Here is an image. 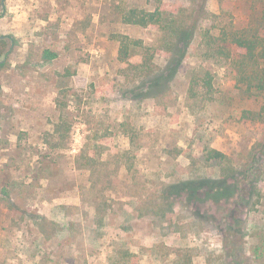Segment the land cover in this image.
I'll return each mask as SVG.
<instances>
[{"label":"rangeland","instance_id":"1","mask_svg":"<svg viewBox=\"0 0 264 264\" xmlns=\"http://www.w3.org/2000/svg\"><path fill=\"white\" fill-rule=\"evenodd\" d=\"M162 1L188 26L172 49L123 21L158 0H0V264H264V93L207 36L264 0ZM122 35L158 69L184 56L162 93Z\"/></svg>","mask_w":264,"mask_h":264},{"label":"trees","instance_id":"2","mask_svg":"<svg viewBox=\"0 0 264 264\" xmlns=\"http://www.w3.org/2000/svg\"><path fill=\"white\" fill-rule=\"evenodd\" d=\"M261 5H263L262 1ZM250 8V19L246 25L241 27L237 25H234V27L229 26L224 28L218 36L210 33L207 36L209 37V45H214V51L224 55L227 54V57L233 58L232 62L236 69L238 81L247 84V88L250 90L264 93V5L251 6ZM122 17L123 21L127 23L168 31L173 38L171 49L182 39L188 29L187 24L180 23L181 20L179 21L177 18L172 17L171 13L164 8L162 0H158L157 5L153 9L131 7L128 10H124ZM194 33V30L190 31L191 36ZM1 41L4 42V40ZM119 41L118 59L128 65L126 69L133 71L135 75L142 77V79H151L150 84L147 85L150 96L162 93L170 79L177 74L178 67L184 56L181 55L179 58H175V55L165 67L158 69L152 54L144 59L142 58L140 61L132 60L137 55L136 45L139 43L137 40H132L129 36L122 35ZM233 49H241L242 52L238 56H233ZM57 56L58 53L50 49L44 51V58L47 61ZM206 83L211 86V79H206ZM193 89L194 85L192 84L190 91H193ZM258 115L262 117L263 113L258 112ZM208 158L223 160L227 158V155L220 150L212 148L208 152ZM226 177L225 175L223 178L214 181L212 185H209V180L201 179L181 182L171 185L168 192L181 193V191L187 189L198 192L207 185L215 191L223 190L227 187ZM210 198L213 199L212 196Z\"/></svg>","mask_w":264,"mask_h":264}]
</instances>
